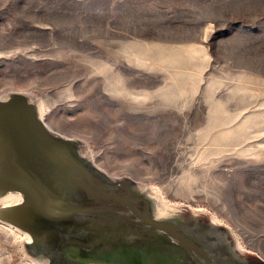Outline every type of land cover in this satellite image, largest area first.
<instances>
[{"label": "rangeland", "instance_id": "1", "mask_svg": "<svg viewBox=\"0 0 264 264\" xmlns=\"http://www.w3.org/2000/svg\"><path fill=\"white\" fill-rule=\"evenodd\" d=\"M10 91L264 259V0H0ZM3 224L0 264H38Z\"/></svg>", "mask_w": 264, "mask_h": 264}, {"label": "water", "instance_id": "2", "mask_svg": "<svg viewBox=\"0 0 264 264\" xmlns=\"http://www.w3.org/2000/svg\"><path fill=\"white\" fill-rule=\"evenodd\" d=\"M39 104L29 92L0 94V222L29 237L21 247L35 263L264 264L213 218L159 212L148 186L109 174Z\"/></svg>", "mask_w": 264, "mask_h": 264}, {"label": "bare ground", "instance_id": "3", "mask_svg": "<svg viewBox=\"0 0 264 264\" xmlns=\"http://www.w3.org/2000/svg\"><path fill=\"white\" fill-rule=\"evenodd\" d=\"M40 103L41 104H39V106H40V110H41V113L42 114H44L45 113V108H44V102L42 101V100H40ZM44 112V113H43ZM91 152V153H90ZM90 155L91 156H93L94 157V155H93V153H92V150H90ZM150 188V191L152 192V193H150L157 201H158V204H159V212H161V213H164V212H168V211H171V210H175V209H177L176 207H173V206H171L170 204H168L167 203V201L165 200V198H162L160 195H159V193H158V191L157 190H154L152 187H149ZM2 202H0V204H1ZM4 203H6V201H4ZM214 220H216V221H218L216 218H213ZM4 225V227H7L8 229H10V231L12 230L13 232H15L16 233V230H18V231H20L19 229H17V228H15L14 229V227L13 226H11V225H8V224H3ZM13 227V228H12ZM21 232V231H20ZM23 235H24V238H23V241H27V240H29V237L25 234V233H23V232H21ZM20 237V236H19Z\"/></svg>", "mask_w": 264, "mask_h": 264}, {"label": "flooded vegetation", "instance_id": "4", "mask_svg": "<svg viewBox=\"0 0 264 264\" xmlns=\"http://www.w3.org/2000/svg\"><path fill=\"white\" fill-rule=\"evenodd\" d=\"M261 258V257H260Z\"/></svg>", "mask_w": 264, "mask_h": 264}]
</instances>
